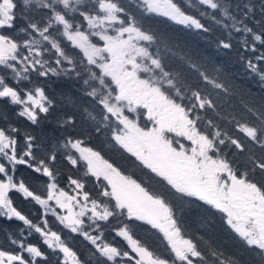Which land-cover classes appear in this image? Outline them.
<instances>
[{"label":"snow or ice","instance_id":"snow-or-ice-1","mask_svg":"<svg viewBox=\"0 0 264 264\" xmlns=\"http://www.w3.org/2000/svg\"><path fill=\"white\" fill-rule=\"evenodd\" d=\"M139 6L143 13L166 17L197 35L215 36L218 49L232 50L234 34H241L240 48L254 54L256 42L264 45V0H185L183 7L176 0H139ZM201 6L199 17L185 10ZM129 8L120 0H0V101L19 106L16 115L32 125L51 117L60 133L45 157L38 158L34 136L26 133L20 146L18 128L0 127V160L6 161L0 162V219L22 222L27 236L39 234L57 254L50 261L45 251L28 242L24 228L18 236L4 229L18 250L0 248V264H240L211 246L207 253L201 251L182 234L180 218L193 211L208 220L222 214L227 227L264 258V97L259 109L248 108L256 121L236 122L243 137L223 130L207 117L209 110L217 111V104L199 81L227 91L225 85L201 71L192 55L180 56L177 63L173 58L178 42L166 32L145 27L144 15ZM257 14L259 31L249 27ZM204 17L208 22H202ZM238 55L264 86V52L253 58ZM53 77L67 89L60 93L59 106L46 91ZM101 134H110L163 191L150 190L86 146L85 137ZM246 143L260 146L258 159L250 155L241 162L237 153L245 151ZM58 155L95 178L97 198L84 191L81 179L71 176L74 194L59 187L53 167ZM20 165L47 178L46 198L16 180ZM12 190L40 205L45 217L51 213L69 233L89 241L95 251L88 260L51 230L48 219L33 222L22 214L14 206ZM57 208L66 214H58ZM110 218L119 224L112 231L126 241L127 250L106 242L99 222L110 224ZM121 218L159 230L172 255L165 258L149 250Z\"/></svg>","mask_w":264,"mask_h":264},{"label":"trees","instance_id":"trees-1","mask_svg":"<svg viewBox=\"0 0 264 264\" xmlns=\"http://www.w3.org/2000/svg\"><path fill=\"white\" fill-rule=\"evenodd\" d=\"M182 7L184 6L185 0H176ZM196 0H193L195 3ZM120 3L126 7L130 5L129 10L138 16L143 14L144 19L147 21L145 27H150L156 31H163L175 39L178 43L175 48L177 55L173 58L177 63L179 57L183 55H192L194 61L200 67L201 71H204L210 78L216 79L218 82L223 83L227 91L221 89H214L211 85L207 84L203 80L199 81L201 89H207L212 93V99L217 104V111L207 112V117L213 119L223 130L228 131L234 137H243L242 133H238L235 128L236 122H247L253 123L256 121V116L248 111V108L257 110L261 106V97H264V86L259 82V77L251 73L245 66V62L240 59L238 52L243 53L248 58H253L254 55H258L260 52H264V45L257 43L258 52L252 53L239 46V40L241 34H234V45L232 50H222L215 46V36L211 34L207 38L204 34L197 35L194 30L185 29L181 25H177L172 21L167 20L166 17L157 16L156 14L143 13V9L139 6V0H120ZM192 15L199 17V11H203L204 8L201 6L199 10L197 8H186ZM257 13L259 9L257 7ZM260 17L257 14L255 18L249 22V27H254V30L259 31V25L255 23ZM202 22H208V18H202ZM220 34V30L217 29L216 35ZM94 43H99L95 37ZM78 53L79 50H74ZM200 54L204 59H199ZM79 58V57H77ZM259 63V62H257ZM217 68H221L222 71L217 72ZM185 71L191 72L193 77H196L194 70L188 69L185 65ZM44 79V78H41ZM24 84L30 87V84L24 82ZM50 87L46 91L53 95L57 101V105L60 104V93L66 91V86L61 85L57 78L53 77L48 80ZM19 110V106H12L7 104L5 101H0V114L6 115L7 119L0 118V127L7 128L12 125L20 130V135L17 137L19 145L22 146L24 143L23 137L26 133L31 134L35 137L34 152L38 158H44L49 152L51 145H54L60 136L54 121L43 122L41 125H32L25 118L19 117L16 113ZM218 113V114H217ZM51 121V122H50ZM141 126H144L145 119L142 118ZM151 126L150 124L148 125ZM86 146L92 147L97 151L101 152V155L118 166L121 171L125 174L133 175L134 178L142 180L145 186L149 187L150 190L163 191L155 180L149 179L145 175L147 170H141L137 166L138 162L134 161V158L130 157L128 153L120 149L119 146L115 145L110 139V134H101L98 138L93 137L88 139L85 137ZM186 143V142H185ZM261 148L258 144L250 145L246 143L245 151L240 154L237 153L241 162L246 160L248 156L259 158L261 156ZM5 162V161H2ZM54 170L58 172L57 182L59 187L65 189L70 194L72 193V187L68 183V177L81 179L85 184L84 191L90 193L93 198H97L99 191L97 182L93 177L84 176V169L81 166H71L63 156L58 155L57 161L54 164ZM243 170V169H242ZM16 180H23L26 186L30 190H33L35 194H39L42 198H46V192L44 191V182L47 178L40 176L35 173L32 169L26 165L17 166L14 173ZM13 199L14 206L21 211L22 214L26 215L33 222H39L46 218L49 220V227L53 231H57L61 234L62 238L67 240L69 246L80 255V257L87 261L93 251L94 246L89 241L85 240L83 236L78 234H71L67 229H64L59 221L55 219L49 213L46 217L44 216L43 208L32 201L31 198H25L21 193L12 191L10 193ZM58 214H60L57 211ZM179 215V214H178ZM222 214L216 213L210 220L203 216L198 218L197 211H193L191 214H187L185 217L180 218V227L182 234L186 238L192 239L201 251L207 253L209 247H213L218 251L224 253L225 256H233L239 259L240 264H264V258L258 255V249L249 248L243 241L239 239L223 222L221 219ZM123 223H129L132 227L134 238L139 239L149 250L162 257H170L172 255L168 248L167 241L163 238V234L159 230L154 229L151 225L145 224L142 221H136L134 224L121 218ZM111 223L99 222L105 232L106 242H111L117 246L127 250V243L122 238L116 237L112 228L118 227L119 224L116 220L110 218ZM89 222L86 221V225ZM25 229V236L29 243L37 245L41 250L45 251L49 255L50 261H55L57 254H53L47 246L43 244L42 238L37 233H33L32 236H27V227L22 222L12 220L7 221L0 219V248L8 251L18 250V246L11 245L6 239L4 229H7L13 236L19 235V229ZM87 231L92 235L98 234L92 229ZM25 255H27L25 253ZM62 260V254H58Z\"/></svg>","mask_w":264,"mask_h":264},{"label":"rangeland","instance_id":"rangeland-1","mask_svg":"<svg viewBox=\"0 0 264 264\" xmlns=\"http://www.w3.org/2000/svg\"><path fill=\"white\" fill-rule=\"evenodd\" d=\"M98 41H99V38L98 37H95ZM91 39H93V40H95L94 38H91ZM94 42V41H93ZM102 41H99V44L100 45H102ZM187 143V142H186ZM0 162H2V160H0ZM6 162V161H5ZM12 191H15V190H12ZM11 191V192H12ZM10 192V193H11ZM51 204H52V206L53 207H55V204H54V202H50ZM78 210V209H77ZM57 211L60 213V215H65L66 214V212H65V210H61V209H59V208H57ZM87 221V220H86ZM101 223V222H100ZM88 230H91V228H88Z\"/></svg>","mask_w":264,"mask_h":264}]
</instances>
